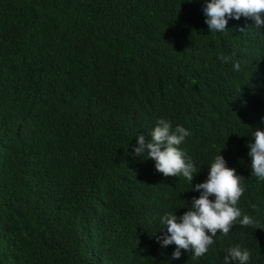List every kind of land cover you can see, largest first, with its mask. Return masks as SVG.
I'll return each mask as SVG.
<instances>
[{"label":"trees","instance_id":"16d2710c","mask_svg":"<svg viewBox=\"0 0 264 264\" xmlns=\"http://www.w3.org/2000/svg\"><path fill=\"white\" fill-rule=\"evenodd\" d=\"M204 6L0 0V264H224L236 245L264 264V228L239 224L201 258L172 259L161 218L200 193L133 152L159 118L185 127L193 187L222 155L244 177L242 213L264 225L247 146L264 131V25L210 33Z\"/></svg>","mask_w":264,"mask_h":264},{"label":"clouds","instance_id":"9594fccd","mask_svg":"<svg viewBox=\"0 0 264 264\" xmlns=\"http://www.w3.org/2000/svg\"><path fill=\"white\" fill-rule=\"evenodd\" d=\"M203 11L210 33L225 32L230 19L240 20L241 17L254 20L258 28L264 25V0H205ZM244 30L240 29L241 32ZM219 59L228 62L231 57L221 54ZM233 67L236 71L240 70L239 63ZM191 134L185 127L177 125L173 128L171 121L159 118L150 132L151 139L146 141L143 134L137 135V146L133 149L136 156L141 157L146 153L148 158L154 160L157 172L165 177L182 175L190 182V190L200 193L198 198H192L190 208L183 215L167 212L161 218L163 234L156 236V240L161 249L173 244L176 246L172 259H179L181 250L191 252L193 259L201 258L215 243L214 238L218 233L226 236L237 224L264 228L254 216L242 213L238 204L245 192L244 177L227 167L222 155H217L211 163L207 179L193 187L194 176L200 170L180 148ZM253 138L254 142L247 145L252 175L264 181V131L257 128ZM210 197H214V200ZM250 258L249 250L236 245L227 249L224 264H249Z\"/></svg>","mask_w":264,"mask_h":264}]
</instances>
